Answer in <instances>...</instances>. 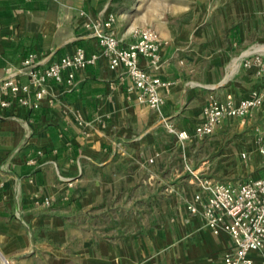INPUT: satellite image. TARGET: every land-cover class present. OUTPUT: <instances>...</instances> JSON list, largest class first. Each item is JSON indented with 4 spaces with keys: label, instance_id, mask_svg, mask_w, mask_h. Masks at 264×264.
<instances>
[{
    "label": "crops",
    "instance_id": "crops-1",
    "mask_svg": "<svg viewBox=\"0 0 264 264\" xmlns=\"http://www.w3.org/2000/svg\"><path fill=\"white\" fill-rule=\"evenodd\" d=\"M131 13L122 0H0V80L18 75L31 54L43 65L80 47L101 55L93 24L110 16L127 47L138 29L131 25ZM215 24V31L200 34L193 23L177 33L146 26L166 43L155 72L168 83L160 90L159 111L139 103L137 92L129 90L131 81L121 79L123 71L112 70L104 56L76 71L74 86L67 74L60 83L49 81L48 96L37 109L0 107L3 264H225L235 251L230 235H215L188 209L200 189L195 182L193 192H185L190 189L184 177L191 166L187 152L202 139L181 140L177 134H193L213 95L239 99L232 89L235 77L246 91L256 85L243 60L264 51L249 49L235 58L237 46L246 44L243 27L238 19ZM247 119L262 120L264 112L235 120ZM129 201L142 206L127 207ZM128 212L162 222L136 225L146 234L133 243L125 237L134 228L125 218ZM102 213L117 215L118 223L96 224ZM101 231L119 238L99 239ZM249 256L253 264H264L262 251Z\"/></svg>",
    "mask_w": 264,
    "mask_h": 264
},
{
    "label": "built area",
    "instance_id": "built-area-1",
    "mask_svg": "<svg viewBox=\"0 0 264 264\" xmlns=\"http://www.w3.org/2000/svg\"><path fill=\"white\" fill-rule=\"evenodd\" d=\"M115 23V17L110 16L93 24L101 55H90L80 47L72 55L43 65L37 54H31L24 60L18 75L0 80V107L18 104L37 109L48 96L49 81L60 83L67 74L68 85L74 86L75 72L95 64L100 56H104L112 70L123 71L121 79L131 81L129 90L137 92L138 102L159 111L164 103L160 90L168 83L155 72L160 69L166 43L158 31L146 27L137 30L136 40L124 47L115 32ZM143 60L145 66L142 65ZM243 64L252 70L256 85L239 99L231 94L213 95L202 110L205 121L196 126L193 134L187 130L179 131V139L188 140L192 136L204 139L212 135L222 122L244 120L255 111L264 109V54L247 56ZM20 76H27L28 81L24 82ZM49 102L53 103V100L49 99ZM255 136L264 167V122L255 128ZM242 158L247 159V154L243 153ZM43 202L50 205L48 199ZM188 209L192 215H200L215 235L221 232L230 235L235 251L226 255L225 264H253L250 252L264 253V176L237 183L206 181L200 184L195 204L189 205Z\"/></svg>",
    "mask_w": 264,
    "mask_h": 264
},
{
    "label": "rangeland",
    "instance_id": "rangeland-1",
    "mask_svg": "<svg viewBox=\"0 0 264 264\" xmlns=\"http://www.w3.org/2000/svg\"><path fill=\"white\" fill-rule=\"evenodd\" d=\"M122 1L124 7L126 6L132 10L130 14L131 25L138 28L137 30L150 25L154 26L155 29L160 32L169 28L171 31L177 33L181 32L187 25L190 26V23H193V27H197L199 34L209 33V31L211 33L215 31L216 19H238V25L243 27L246 33V44L245 47L241 45L237 46L241 48L240 52L236 53L237 56L235 58L249 49L264 51V0ZM137 4L138 6L136 8L135 6ZM128 19L130 18L128 17ZM217 43L220 44V41L218 40ZM237 47H235L233 51H235ZM225 61L226 59L223 61L224 64ZM237 61H239V59H236L234 67ZM234 82H236V86L232 89L236 91L239 98L247 94L248 91L245 90L247 85L243 84L241 79L235 77ZM262 111L264 112V109L255 111L254 113H260ZM254 119H252L251 122L247 119L244 123L239 120L224 121L217 126L215 133L205 137L199 141L198 144L189 148L187 157L191 160V166L188 170H185L184 177L187 178L186 183L190 186V189H185V192H193L192 188L197 186L196 183H198L197 187L200 189L199 185L206 181L221 180L237 183L264 175L262 158L255 139V128L261 125L264 119L258 120L257 122H255ZM243 153L247 154V159L242 158ZM173 173L177 174L175 171H173ZM190 178L194 179V184L190 185V183L187 182ZM183 188L179 189L180 192L184 190ZM144 202L146 201H143V203ZM136 203L129 201V206L127 207L136 206ZM147 203H149V201H147ZM137 204L140 205L141 203L138 201ZM179 204V201H177V206ZM145 205L144 203V206ZM88 216L89 215H86L84 218ZM125 218L127 222L131 224V227L134 226V228L124 236L133 243L137 239V236L146 234L145 231H137L136 225L145 222L148 224L162 222L161 217L158 219L157 217L151 216H136L129 212ZM90 219L91 216H89L88 220L90 221ZM95 220V223L99 225L109 223L117 224L119 221L117 215H105L103 213L97 215ZM97 235H99L98 238L102 240H115V238H119V235L104 234L102 231L101 233H97ZM110 236H112V238H110ZM0 264H3L1 260ZM5 264L14 263L7 261Z\"/></svg>",
    "mask_w": 264,
    "mask_h": 264
},
{
    "label": "bare ground",
    "instance_id": "bare-ground-1",
    "mask_svg": "<svg viewBox=\"0 0 264 264\" xmlns=\"http://www.w3.org/2000/svg\"><path fill=\"white\" fill-rule=\"evenodd\" d=\"M238 67H239V61L236 62V66L234 67V70L233 71L236 72L237 69H238Z\"/></svg>",
    "mask_w": 264,
    "mask_h": 264
}]
</instances>
